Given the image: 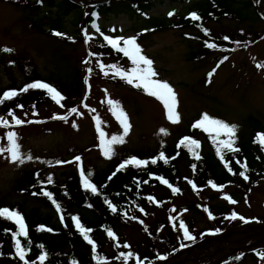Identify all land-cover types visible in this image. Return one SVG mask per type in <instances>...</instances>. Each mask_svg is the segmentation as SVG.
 Segmentation results:
<instances>
[{
	"label": "trees",
	"instance_id": "16d2710c",
	"mask_svg": "<svg viewBox=\"0 0 264 264\" xmlns=\"http://www.w3.org/2000/svg\"><path fill=\"white\" fill-rule=\"evenodd\" d=\"M8 1L20 5L32 29L48 35L63 33L67 29L65 21L73 27L71 37H80V30L84 28H98L110 33L109 25L104 24L119 16L159 27L172 22L192 25L196 30L182 37L185 49L183 58L199 63L212 60V65L202 77L204 81L235 50L245 48L264 36V14L257 3L261 0H227L226 5H222L226 0ZM163 5L166 11H175L177 8H183V11L174 13L178 17L176 21L152 12ZM190 13H196L199 19H193ZM225 16L234 18L237 25L230 27L228 24L204 23L205 19L215 20ZM144 36L145 31L140 30L133 35L138 44ZM92 38L91 49L98 60L106 66L116 64L122 69H131V62L122 53L101 37ZM141 54L153 61V69L157 74L154 79L167 82L173 88V82L160 74L163 68L155 65V56L144 49H141ZM60 55V58H66ZM12 63L17 73L10 72L8 86H0V100L3 101L0 103V119L26 113L28 109L39 105H56L57 101H66L69 105L80 98L83 79L75 63L67 64L64 70L57 73L42 76L33 65L28 66L23 61L0 55L3 70ZM108 73L107 78L113 84L122 85L126 90L150 91L143 87L137 88L135 82L128 84L127 80L114 75L109 68ZM37 80L56 88L60 96L53 99L52 94L43 89L23 91L28 84ZM13 91L17 93L16 96L4 99V92ZM213 118L236 126L232 139L233 148L238 151L225 149L220 141L228 137L222 131L217 134L210 127L202 130L199 136L188 134L183 140L174 138L159 143L153 149L121 147L112 154L108 152L107 159L100 164L84 162V159L78 162L75 157L74 162L77 164L69 165L66 164L68 158L74 157L76 153L65 157L59 153L55 158L49 155L37 162L21 165L11 180V188L19 192L21 200L9 199L0 193V208L7 207L10 212L19 213L27 234H19L15 217L9 218L7 213L0 216V264H119L118 257L124 256L127 258L124 264H137L177 244H184L176 234L181 229V222L193 237L202 235L204 228L220 226L225 216L234 211L231 203H237L259 181L264 180V143H261L264 118L253 113H246L234 123L218 114L213 115ZM22 124L25 128L17 130ZM37 126L28 120L19 125L13 123L12 130L9 126L0 125V138L7 142L6 133L14 132L17 143H23ZM133 157L147 163L120 167ZM153 160L156 163H152ZM51 162L61 163L59 172L52 168L46 171L45 167ZM241 172L245 175L241 176ZM86 180L95 186L94 193L85 186ZM44 193L49 195L45 196ZM168 206L170 209H167ZM157 211L164 215L156 218ZM206 216L213 218L215 224L211 226L205 221L207 227H196V223ZM146 220L149 222L147 228L150 237H126L128 228ZM261 226L253 223L245 229L251 232V236L254 231L264 232ZM235 233L203 235L201 240L188 244V248L205 249L211 255L229 252L237 244L236 236L229 238L232 248H222V242L218 240ZM16 240L20 241L24 249V261L17 254ZM202 244L207 247H202ZM41 255L45 256L43 261L39 259Z\"/></svg>",
	"mask_w": 264,
	"mask_h": 264
},
{
	"label": "rangeland",
	"instance_id": "374dc122",
	"mask_svg": "<svg viewBox=\"0 0 264 264\" xmlns=\"http://www.w3.org/2000/svg\"><path fill=\"white\" fill-rule=\"evenodd\" d=\"M227 2L226 0L222 5H226ZM257 3L264 14V0ZM182 9L166 11L163 5L152 12L160 13L161 17L173 18L176 21L178 17L174 13L182 12ZM218 16L220 15L216 17ZM204 23L207 25L228 24L230 27L237 25L235 19L228 16L215 20L205 19ZM104 25H109L111 34L101 32L97 28H85L80 30L81 38L71 37L73 27L65 21L67 29L63 30V33L48 35L28 25L20 5H15L8 0H0V55L23 61L28 66L33 65L42 76L64 70L67 64L73 62L81 71L83 79L80 98L73 100L69 105L66 101L56 102V105H39L28 109L26 113L9 115L0 119V125L5 126L3 122H6L10 128L16 119L22 122L28 120L38 125L34 132L26 137L28 138L26 141L18 143L20 159L13 160L11 153L0 151V193L7 198L21 200L19 192L11 188L12 177L18 168L24 164L37 162L45 156L51 155L55 158L59 153H63L64 157L76 153L74 157L68 158L66 164H77L74 162L75 157L84 159V162L100 164L107 159L108 152H116L121 147L153 149L161 142L182 138L181 136L187 134L199 136L202 130L211 127L207 123L196 126L204 114L211 118L218 114L232 123L238 122L246 113H253L264 118V36L245 48L235 50L204 81L202 77L212 65V60L208 59L199 63L186 61L183 58L185 49L182 37L196 30L192 25H179L177 22H172L159 27L154 24H142L123 16L112 18ZM136 25H138L137 28ZM139 30L145 31V36L139 41V45H142L141 49L155 56V65L163 68L160 74L173 82L172 90L176 103L171 119L164 100L159 96H152L150 91H129L122 85L113 84L105 75V72L108 73V67L92 52L90 44L92 39H86V34L90 37H102L103 40L104 36L114 39L129 38ZM61 34L64 35V39L61 38ZM5 49L11 51H4ZM60 54L66 58H60ZM12 61L14 63V60ZM13 63L4 70L0 64V86H8L10 72L17 73ZM101 65L105 67L102 69ZM88 69L92 70L91 73ZM72 108H76L77 111L71 112ZM125 120L128 125L126 133ZM24 124L17 130L24 129ZM113 136L116 137L117 142L110 144ZM5 139L7 140V137ZM0 147H7V142L1 138ZM106 147L110 148L107 153ZM29 156L31 159L28 158ZM60 165L59 162H51L45 169L47 171L52 168L55 172H59ZM231 204L238 217L242 216L247 222L239 218L233 220L230 214L225 216L220 226H213L212 229L204 228L202 235L194 239H185L182 229L176 232L181 241L188 245L201 240L203 235H224L230 231H236L235 234L227 237L225 235L218 240L222 242V248L233 247L229 252L211 255L205 249L188 248L182 251L179 249L185 245L177 244L176 247L155 254L152 259L141 260L137 264H214L227 258L232 261L231 264H264V232L254 231L250 236L251 232L248 233L245 229L253 223H258L264 228V180L259 181L237 203ZM167 209L170 207L168 206ZM163 215L162 212L157 211L155 217L161 218ZM170 220L175 221L174 218ZM205 221L211 226L215 224L213 218L206 216L196 223V227H207ZM148 223L146 220L128 228L125 232L126 237L128 239L150 237ZM155 231L158 233V230ZM233 236H236L237 244L231 247L232 242L229 238ZM202 247L207 246L202 244ZM240 249H243L244 253L234 260ZM117 260L119 264H124L127 258L118 257Z\"/></svg>",
	"mask_w": 264,
	"mask_h": 264
},
{
	"label": "snow or ice",
	"instance_id": "6c2138e0",
	"mask_svg": "<svg viewBox=\"0 0 264 264\" xmlns=\"http://www.w3.org/2000/svg\"><path fill=\"white\" fill-rule=\"evenodd\" d=\"M192 18L193 19H199V17L196 15V13H192ZM56 35H60V33H56ZM86 39L91 40L93 39L90 36H87L86 34ZM104 40L107 42L108 45H110L113 49H115L117 52L122 53L123 57L128 58V60L131 62V69H122L116 64L108 65L107 67L112 70L113 74L116 76H119L121 79L127 80L128 84H133L135 82V86L137 88L143 87L145 90H150V94L152 96H159L161 99L164 100L165 105L168 108V113H169V118L174 115V107L176 103V98L173 93L172 88L169 86L167 82H163L161 80L154 79V77L157 75L156 72L153 69V61L149 58H147L145 55L141 54V48L140 45L137 43V40L135 37L133 38H128V39H123L122 43L123 46H121V38H112L110 36H104ZM209 47H212V45H208ZM4 51H11L10 49H5ZM105 66L101 65V68L103 69ZM89 73H91V69H88ZM108 73L105 72V75ZM29 89H43L46 90L47 93L52 94V98L55 99L56 97L60 96V93L56 90V88L52 87L51 85L47 83H43L39 80H37L34 83L28 84L23 91L27 92ZM16 92H4L3 97L4 99H10L13 96H16ZM3 101L0 100V103ZM59 103V101H57ZM111 103V101H109ZM77 111L76 108H72L71 112L75 113ZM5 126H7L6 122ZM15 123L17 125L21 124L22 121L19 119L15 120ZM201 123H207L209 126L213 127L217 134H220L222 131L223 135L227 136L228 139L220 141V143L223 145L225 149L228 151H238V149L233 148V143L234 140L232 137L235 136V125H229L225 123L222 120L218 119H213L209 117L207 114H204L202 117L201 121H198L196 126L199 127ZM128 130V125L126 120L124 121V131L125 133ZM103 135V133H101ZM7 137V147H0V151H5L11 153V158L13 160L20 159V147L19 144L17 143L16 140V133L14 132H8L6 133ZM116 137L113 136L112 140L109 142L115 143ZM193 144L195 141L192 142ZM261 143H264V137H261ZM110 150V148L105 149L106 153ZM163 155V154H161ZM31 159V157H28ZM77 160L80 158L77 157ZM147 161L144 160H138L135 157H133L131 160H126L124 164H121L120 167L123 168L125 164H135L137 166H141L146 164ZM152 163H156L155 160L152 161ZM241 176H244L245 173L241 172ZM247 178V177H245ZM85 186L90 188L91 191L94 193L96 191L95 186L90 185L88 181H85ZM45 196L49 195V193H44ZM235 203V201H233ZM7 213L9 218L15 217L16 223L19 225V234L20 235H26L27 233L25 232V225L23 223V220L20 216L19 213L17 212H10L7 207L0 208V216H4ZM231 219H241L242 221H245V218L242 216L238 217V215L233 212L230 216ZM247 222V221H245ZM180 228L183 230V235L185 239H194V237L191 236L189 229L185 226L183 222L180 223ZM85 239H88L87 236H85ZM89 243H92L91 240H89ZM16 249H17V254L19 256V259L21 261L25 260V252L24 249L21 247L20 241L16 240ZM123 255V254H122ZM45 258L44 255H41L39 259L43 261Z\"/></svg>",
	"mask_w": 264,
	"mask_h": 264
},
{
	"label": "flooded vegetation",
	"instance_id": "af4514ba",
	"mask_svg": "<svg viewBox=\"0 0 264 264\" xmlns=\"http://www.w3.org/2000/svg\"><path fill=\"white\" fill-rule=\"evenodd\" d=\"M237 247V246H236ZM243 252L244 253V250L243 249H240V253ZM246 253V252H245Z\"/></svg>",
	"mask_w": 264,
	"mask_h": 264
}]
</instances>
